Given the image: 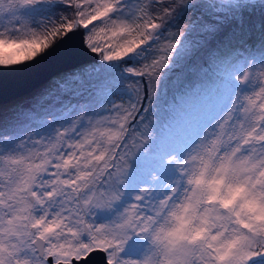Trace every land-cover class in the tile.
I'll use <instances>...</instances> for the list:
<instances>
[{"label":"snow or ice","instance_id":"obj_1","mask_svg":"<svg viewBox=\"0 0 264 264\" xmlns=\"http://www.w3.org/2000/svg\"><path fill=\"white\" fill-rule=\"evenodd\" d=\"M0 264H264V0H0Z\"/></svg>","mask_w":264,"mask_h":264},{"label":"water","instance_id":"obj_2","mask_svg":"<svg viewBox=\"0 0 264 264\" xmlns=\"http://www.w3.org/2000/svg\"><path fill=\"white\" fill-rule=\"evenodd\" d=\"M90 60H91V57H83L81 58V60L75 61L71 64L53 63L50 66L49 70L38 78L27 80L21 83L16 88H10L8 85H5L4 90H3L2 100L3 102H8L12 99H15L19 95H25L31 92L32 90H34L39 85H42L45 82H47L51 77L59 73H62L64 71H68V69L76 67V65L79 63H86V62H89Z\"/></svg>","mask_w":264,"mask_h":264},{"label":"rangeland","instance_id":"obj_3","mask_svg":"<svg viewBox=\"0 0 264 264\" xmlns=\"http://www.w3.org/2000/svg\"><path fill=\"white\" fill-rule=\"evenodd\" d=\"M72 68H70V69H68V71H70ZM181 70L178 68L177 70H176V72H177V74H179V72H180ZM64 72H67V71H64ZM56 76V75H55ZM54 77V76H53ZM52 78V77H51ZM50 78V79H51ZM175 77H173V79H174ZM47 82H45L44 84H46ZM44 84H42V85H39L38 87H36L35 89H38V88H40V87H42ZM34 89V90H35ZM34 90H32V91H34ZM31 91V92H32ZM30 93V92H29ZM29 93H27V94H29ZM27 94H25V95H27ZM13 100V99H12ZM12 100H10V101H12ZM10 101H8V102H3V104L4 105H7Z\"/></svg>","mask_w":264,"mask_h":264}]
</instances>
